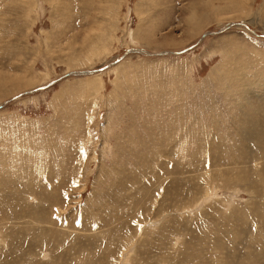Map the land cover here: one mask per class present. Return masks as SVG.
<instances>
[{"label": "rangeland", "instance_id": "1", "mask_svg": "<svg viewBox=\"0 0 264 264\" xmlns=\"http://www.w3.org/2000/svg\"><path fill=\"white\" fill-rule=\"evenodd\" d=\"M263 115L264 0H0V264H264Z\"/></svg>", "mask_w": 264, "mask_h": 264}, {"label": "bare ground", "instance_id": "2", "mask_svg": "<svg viewBox=\"0 0 264 264\" xmlns=\"http://www.w3.org/2000/svg\"><path fill=\"white\" fill-rule=\"evenodd\" d=\"M243 25H245V26H247L245 23H242ZM249 30V29H248ZM251 32H254V31H252V30H250ZM141 51V52H143V49H141V48H132V49H130L129 51H132V52H135V51ZM145 53H147V52H145ZM107 68V67H106ZM92 73H94V71H92V70H88V73H85V74H81V75H88V74H92ZM248 81V80H247ZM25 93V92H24ZM258 112V111H257ZM263 117H264V115H263ZM262 117V118H263ZM256 121H258V123H259V120L257 119ZM244 124L245 123H247V122H243ZM263 125V127H264V119H263V122H261ZM261 126V125H260ZM212 130V129H211ZM224 132V131H223ZM222 132V133H223ZM209 142V141H208ZM227 150V149H226ZM208 151V150H207ZM227 153V152H226ZM225 153V154H226ZM240 179V178H239ZM50 203V202H49ZM250 243V242H249ZM120 257V256H119ZM120 259V258H119Z\"/></svg>", "mask_w": 264, "mask_h": 264}, {"label": "water", "instance_id": "3", "mask_svg": "<svg viewBox=\"0 0 264 264\" xmlns=\"http://www.w3.org/2000/svg\"><path fill=\"white\" fill-rule=\"evenodd\" d=\"M85 74V73H88V71H79V72H71V73H67V74ZM45 87V86H44ZM43 87H40L38 89H42Z\"/></svg>", "mask_w": 264, "mask_h": 264}]
</instances>
